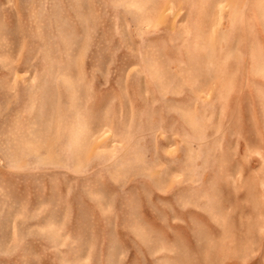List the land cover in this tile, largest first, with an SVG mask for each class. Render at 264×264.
Returning <instances> with one entry per match:
<instances>
[{"label": "rangeland", "instance_id": "obj_1", "mask_svg": "<svg viewBox=\"0 0 264 264\" xmlns=\"http://www.w3.org/2000/svg\"><path fill=\"white\" fill-rule=\"evenodd\" d=\"M0 264H264V0H0Z\"/></svg>", "mask_w": 264, "mask_h": 264}]
</instances>
